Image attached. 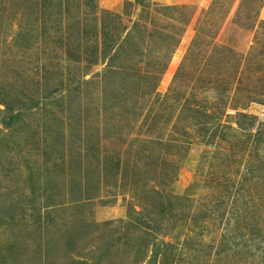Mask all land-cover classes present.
<instances>
[{"label":"rangeland","instance_id":"1","mask_svg":"<svg viewBox=\"0 0 264 264\" xmlns=\"http://www.w3.org/2000/svg\"><path fill=\"white\" fill-rule=\"evenodd\" d=\"M263 0H0V264H264Z\"/></svg>","mask_w":264,"mask_h":264},{"label":"crops","instance_id":"2","mask_svg":"<svg viewBox=\"0 0 264 264\" xmlns=\"http://www.w3.org/2000/svg\"><path fill=\"white\" fill-rule=\"evenodd\" d=\"M263 2H264V0H263ZM260 12H261V17H262V15H263V19H264V3H263L262 6H261V10H260Z\"/></svg>","mask_w":264,"mask_h":264},{"label":"trees","instance_id":"3","mask_svg":"<svg viewBox=\"0 0 264 264\" xmlns=\"http://www.w3.org/2000/svg\"><path fill=\"white\" fill-rule=\"evenodd\" d=\"M140 0H138V4H139Z\"/></svg>","mask_w":264,"mask_h":264}]
</instances>
